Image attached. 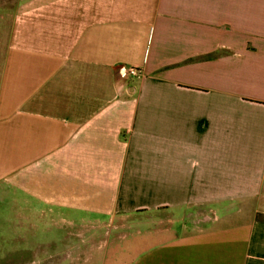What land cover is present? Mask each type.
<instances>
[{
  "label": "crops",
  "instance_id": "obj_1",
  "mask_svg": "<svg viewBox=\"0 0 264 264\" xmlns=\"http://www.w3.org/2000/svg\"><path fill=\"white\" fill-rule=\"evenodd\" d=\"M0 242L264 264V0H0Z\"/></svg>",
  "mask_w": 264,
  "mask_h": 264
},
{
  "label": "rangeland",
  "instance_id": "obj_2",
  "mask_svg": "<svg viewBox=\"0 0 264 264\" xmlns=\"http://www.w3.org/2000/svg\"><path fill=\"white\" fill-rule=\"evenodd\" d=\"M197 215H203L205 216H213L215 218L217 216V211L213 210V208H198L195 210ZM194 212V211H193ZM201 215V216H203ZM3 242H0V264H5V257L3 256ZM15 251H13V256L11 257V264H67L68 258L66 255H63L64 253H57L55 252L54 255L46 256V257H40L35 258L31 256H20L18 253L14 255ZM61 253V254H60ZM8 258L6 257V261ZM38 260V261H36ZM7 264V263H6Z\"/></svg>",
  "mask_w": 264,
  "mask_h": 264
},
{
  "label": "built area",
  "instance_id": "obj_3",
  "mask_svg": "<svg viewBox=\"0 0 264 264\" xmlns=\"http://www.w3.org/2000/svg\"><path fill=\"white\" fill-rule=\"evenodd\" d=\"M143 74V70L135 65L121 64L117 67V75L119 78H127L129 76L140 77Z\"/></svg>",
  "mask_w": 264,
  "mask_h": 264
}]
</instances>
